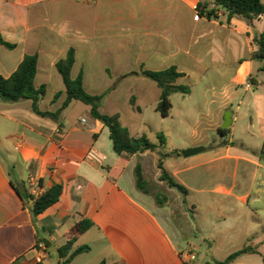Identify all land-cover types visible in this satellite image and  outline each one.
Wrapping results in <instances>:
<instances>
[{"label": "crops", "instance_id": "1", "mask_svg": "<svg viewBox=\"0 0 264 264\" xmlns=\"http://www.w3.org/2000/svg\"><path fill=\"white\" fill-rule=\"evenodd\" d=\"M209 1L0 0V33L6 41L17 44L14 50L0 47V75L9 77L26 55L37 54L35 86L46 85L47 89L51 85L50 79L54 75L50 74L56 69V62L73 47L76 62L72 71L79 65L78 74L83 72L85 90L93 95L109 91L101 104V112L119 113L121 124L131 136H143V129L151 126L139 98L152 97L156 109L160 89L155 83H149L144 75H135L136 92L130 97L135 96L140 110L130 105L137 116L132 115L124 120L121 112L110 108L112 103L118 101V86L112 83L99 92L93 91L98 79L85 75L86 59L97 53L105 56L109 49H114L115 55H123L125 23H133L132 31L145 32L148 37L157 38L158 44H163L148 51L151 52L150 56H156L152 60L156 65L155 70L175 65L185 74L179 80L181 84L190 77L186 73L189 60L196 63V69L205 72L209 70L206 65L228 62L237 43L249 46L250 54L253 31H263L264 16L260 21H254L253 28L239 18L228 21L222 8H216L218 18L199 16L196 10L198 4ZM261 1L264 3V0ZM212 8H215L214 4L209 5V9ZM182 16L192 23L190 32L184 29ZM150 42L134 40V46L143 47L150 45ZM248 57L238 61V70L230 82L233 85H246L249 89L247 78L253 72V61L247 60ZM141 68L146 69L144 64L140 66V71ZM78 74L71 76L75 79ZM61 82L62 85L57 81V88L50 93V102L55 105V111L65 98L63 95L53 102L55 94L65 90L62 79ZM258 85L257 81L253 86L257 89ZM11 104L6 105L0 100V264H63L64 259L59 257L58 249L66 243L75 224L85 219L92 221L94 226L79 237L71 251L83 245H88L90 251L76 256L69 264H99L103 260L106 264L188 262L181 252L179 233L168 206H159L153 195L141 192L136 186L135 167L138 163L142 164L147 180L146 167L151 163L155 180L163 184L159 181L157 153L146 151L133 156L117 180L112 182L108 172L116 163L117 156L112 150L108 130L93 118L89 107L86 106L83 114H79L73 123L66 122L64 114L68 108L64 110V126L59 130L54 121L49 123L45 118L30 117L35 120L34 124L25 121L23 115L32 111L31 101ZM39 106L43 110L40 102ZM231 117L233 123V113ZM10 131L17 132L16 136H12L16 152L13 155L7 146L11 136H5ZM261 132L262 148L253 150L250 155L232 153L230 146H226L224 154H216L211 159L199 155L189 160L181 155L167 159L164 165L188 189V200V183L198 177L189 178L184 176L185 173L221 159L233 160L231 192L237 189L239 181L250 182L244 193L236 195V198L247 202L253 197L254 202L264 206V189L256 181L264 175V161L260 156L264 154V121ZM91 149L106 157L102 165L85 159ZM215 169L219 170L220 166ZM13 172L17 175L16 179ZM22 183L27 193L34 197L54 184L62 185L63 193L58 203L43 214L34 216L31 213V199L26 196L24 200L21 199L13 187L22 189ZM228 189L224 182L215 186L213 192L220 195ZM192 206L195 217L198 209ZM40 243L44 244L43 248H39ZM95 249L98 250L96 259L91 260L89 257Z\"/></svg>", "mask_w": 264, "mask_h": 264}, {"label": "rangeland", "instance_id": "2", "mask_svg": "<svg viewBox=\"0 0 264 264\" xmlns=\"http://www.w3.org/2000/svg\"><path fill=\"white\" fill-rule=\"evenodd\" d=\"M181 21L184 29L190 32L192 23L185 16L181 17ZM133 25V23L124 25L123 55H115L114 49L109 51L106 49L108 54L105 56L94 54L92 58L87 57L84 64L85 75L98 79V84L93 91L99 92L112 83L118 86V101L112 103L110 108L121 112L124 120L132 115L137 116L128 101L133 92H136L135 75H142L141 72L139 74L142 64L146 69L155 70L156 65L152 61L155 55L150 56L151 52L148 51L163 45L158 44L157 38L148 37L145 32L132 31L130 28ZM255 33L257 31H253V34ZM134 40L141 42L148 40L151 44L137 47L134 46ZM106 50L103 51L107 53ZM248 52L249 46L237 43L228 62L220 61L206 65L209 70L205 72L196 69V63L189 60L186 73L190 77L184 80L183 84L191 88V93L172 95L171 113L165 119L155 111L152 97L139 98V104L144 108L146 119L151 126L143 129V136L153 143H158L157 135H164L167 141L165 152L184 151L193 146L207 148L206 152L187 158L189 160L199 155L205 159H211L216 154L222 155L226 146H230L232 153L240 155H250L253 150H261L263 145L261 126L264 121V60L253 61V72L248 74L250 76L247 78L249 89L246 85H233L230 82L238 70V61L246 59ZM79 60H81L80 56ZM78 71L79 65H76L71 75L76 76ZM50 75H54L50 79L51 85L46 89L47 96L40 100V104L43 110L55 111V105L50 102V93L57 88V81L60 85L62 82L56 69H53ZM252 78L259 82L257 89L250 85ZM37 84H39L38 80ZM86 108L83 103L75 102L64 114L66 122H75L77 116L83 114L82 111ZM228 112L233 113L234 121L227 128V135L222 137L218 130L222 129ZM23 116L29 124H34L33 117L40 119L30 110ZM45 120L52 122L49 119ZM8 135L11 139L7 146L13 155L16 152L13 149L12 136H16L17 132L10 131L5 136ZM260 156L264 161V154ZM216 166H220V169H215ZM211 167H214L213 170H209ZM146 168L151 188L158 187L155 192L159 191L168 196V202L165 205L168 206L174 226L179 233L181 252L185 254V259L189 263L204 264L207 261L212 263L223 261L231 253L248 245L257 247L259 252L264 254V206L254 202L253 197H250L247 202L236 198V195L240 196L244 193L250 182L239 181L237 189L231 192L230 186L233 187L234 174L233 160L221 159L214 164H204L200 168L185 173L184 176L189 178L198 177L197 180H191L188 183L190 188L188 208L183 207L181 195L177 190L170 189L164 183L161 184L155 180L151 163L147 164ZM16 177V173L13 172V178L16 179ZM256 181L261 185V189H264V175ZM224 182L229 188L228 191L221 192L220 195L215 194L213 188ZM192 205L197 206L198 209L194 218L195 210ZM97 251L95 249L89 259L95 260ZM230 264L263 263L259 255L246 254Z\"/></svg>", "mask_w": 264, "mask_h": 264}, {"label": "trees", "instance_id": "3", "mask_svg": "<svg viewBox=\"0 0 264 264\" xmlns=\"http://www.w3.org/2000/svg\"><path fill=\"white\" fill-rule=\"evenodd\" d=\"M214 4L215 8L209 9V5ZM216 8L224 9L227 20L239 18L243 20L247 26L253 28L254 21H260L264 16V3L261 0H211L209 2L199 3L197 13L199 16H204L208 19L218 18ZM0 47H5L9 50L17 48V44L6 41L0 33ZM252 51L247 60L263 61L264 60V29L260 33L254 34L252 39ZM76 62V51L70 47L64 58L58 60L55 64L58 74L61 76L65 90L55 94L53 102H56L61 96H65L61 106L56 111H44L40 109L39 102L45 97L46 85H41L39 88L35 86V77L38 72V55H26L19 65L18 69L9 77L0 75V100L7 103H17L22 100L31 101V109L34 114L41 118L50 119L57 124L59 130L64 126L62 113L71 103L81 102L90 109V113L95 120L101 122L109 132V138L112 143V150L117 156V161L108 172V177L112 182L124 171L130 159L138 154L146 151L157 153L159 156L157 167L160 170L159 181L163 182L168 188L175 189L180 193L181 203L184 208H188V189L179 183L174 176L166 169L165 161L172 157H180L182 151L173 150L165 152L166 138L162 134H158V143L151 142L146 136L133 137L129 130L121 124L120 114H104L101 112V104L108 94L106 91L102 94H90L84 88L83 72L80 71L78 76L73 79L71 76L72 69ZM141 74L151 80L160 89V99L156 106V112L161 117H169L172 109L171 96L174 94L188 95L191 93V88L188 85L179 83V80L185 76L180 72L175 65L162 70H149L141 68ZM256 79L252 78V85L256 84ZM130 105L135 110H140L136 105V98H130ZM228 129H219L218 132L225 137ZM135 178L137 188L145 193L155 197L159 206H164L168 202V196L159 191L155 192L158 187L151 188V183L144 176V170L141 163L135 167ZM41 183V181H39ZM14 189L19 194L21 199L34 201V208L31 213L34 216L43 214L48 208L59 202L63 193V186L54 184L46 189L41 195L34 197L29 195L22 183V189L14 186ZM194 218V216H193ZM94 226L90 220H82L75 224L70 232V237L66 243L59 247L58 253L61 259H64L63 264L71 263L76 256L90 251L88 245L77 247L71 251L73 245L79 237L86 233ZM41 241H38V243ZM245 254H257L261 257L264 264V254H261L257 247L251 245L245 246L228 255L223 261L205 262L204 264H230ZM99 264H106V261H101ZM185 264H192L185 262Z\"/></svg>", "mask_w": 264, "mask_h": 264}, {"label": "water", "instance_id": "4", "mask_svg": "<svg viewBox=\"0 0 264 264\" xmlns=\"http://www.w3.org/2000/svg\"><path fill=\"white\" fill-rule=\"evenodd\" d=\"M231 122H232L231 113L228 112L226 114L225 122H224V125H223L222 129L223 130L224 129H227L229 127V125L231 124ZM204 151H205V148H203V147H192V148H189V149L184 150L181 154H182V156L184 158H189V157L198 155V154H200V153H202ZM30 201L32 203L31 207L33 209L34 208V206H33V200H30Z\"/></svg>", "mask_w": 264, "mask_h": 264}, {"label": "built area", "instance_id": "5", "mask_svg": "<svg viewBox=\"0 0 264 264\" xmlns=\"http://www.w3.org/2000/svg\"><path fill=\"white\" fill-rule=\"evenodd\" d=\"M85 122V120H83ZM85 159L89 162H93L98 165H102L106 161V157L102 154H100L95 149H91L87 152ZM44 244L40 243L39 248H43Z\"/></svg>", "mask_w": 264, "mask_h": 264}]
</instances>
